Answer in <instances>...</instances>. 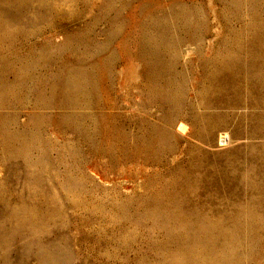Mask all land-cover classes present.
Returning a JSON list of instances; mask_svg holds the SVG:
<instances>
[{
	"label": "rangeland",
	"instance_id": "374dc122",
	"mask_svg": "<svg viewBox=\"0 0 264 264\" xmlns=\"http://www.w3.org/2000/svg\"><path fill=\"white\" fill-rule=\"evenodd\" d=\"M0 264H264V0H0Z\"/></svg>",
	"mask_w": 264,
	"mask_h": 264
}]
</instances>
